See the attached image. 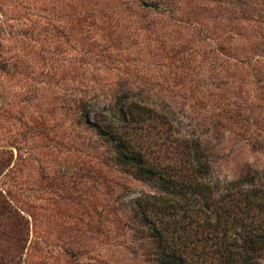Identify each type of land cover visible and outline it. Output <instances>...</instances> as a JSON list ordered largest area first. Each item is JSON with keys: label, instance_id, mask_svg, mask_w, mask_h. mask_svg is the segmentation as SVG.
<instances>
[{"label": "rangeland", "instance_id": "rangeland-1", "mask_svg": "<svg viewBox=\"0 0 264 264\" xmlns=\"http://www.w3.org/2000/svg\"><path fill=\"white\" fill-rule=\"evenodd\" d=\"M121 91L264 176V0H0V264H157L127 219L151 185L75 119Z\"/></svg>", "mask_w": 264, "mask_h": 264}, {"label": "trees", "instance_id": "trees-1", "mask_svg": "<svg viewBox=\"0 0 264 264\" xmlns=\"http://www.w3.org/2000/svg\"><path fill=\"white\" fill-rule=\"evenodd\" d=\"M76 123L151 187L130 197L129 225L157 264H259L264 259V176L213 174L197 133L175 110L121 91L80 96ZM179 118V120H178ZM180 125V127H179ZM178 126V128H177Z\"/></svg>", "mask_w": 264, "mask_h": 264}]
</instances>
